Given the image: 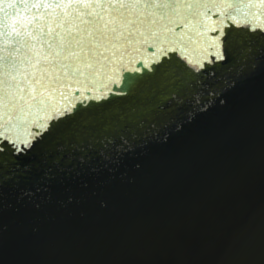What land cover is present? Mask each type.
<instances>
[{"label":"water","instance_id":"water-1","mask_svg":"<svg viewBox=\"0 0 264 264\" xmlns=\"http://www.w3.org/2000/svg\"><path fill=\"white\" fill-rule=\"evenodd\" d=\"M201 2L203 22L179 47L145 34L98 76L61 89L57 135L19 157L4 148L0 264H264V60L208 64L207 38L228 28L220 0ZM76 3L0 0V19L7 12L10 32L39 40L73 12L55 5ZM32 44L22 58L47 53ZM173 48L187 71L157 68ZM17 160L32 170L19 182L7 179Z\"/></svg>","mask_w":264,"mask_h":264},{"label":"snow or ice","instance_id":"snow-or-ice-1","mask_svg":"<svg viewBox=\"0 0 264 264\" xmlns=\"http://www.w3.org/2000/svg\"><path fill=\"white\" fill-rule=\"evenodd\" d=\"M213 6L228 30L221 35L220 29H214L215 37L207 38L208 47L215 50L208 64L219 63L235 70L254 64L257 59L264 60V0H220ZM55 7L71 8L73 12L71 16L62 13L55 29L41 30L39 40L27 33L10 32L7 12L0 19V37L4 38L0 49V161L7 159L2 155L5 147L19 157L58 134L59 124L66 117L53 100L57 95L64 96L61 89L66 84L98 76L102 69L122 60L134 42H147L145 34L153 41L179 47L186 35L183 30L193 21L203 22L206 13L202 9L208 5L201 0H94L90 4L77 0L75 6ZM195 35L202 33L197 31ZM9 39L13 41L11 45ZM33 40L46 46L47 53L22 58L21 49L31 50ZM171 51L157 68L187 71L188 62L178 55L177 48ZM200 69L208 72L206 65ZM175 99L177 104L184 103L179 94ZM199 99L194 96L193 102L198 104ZM33 115L37 119L30 120ZM16 164L18 175L7 179L19 182L32 170L19 160ZM3 167L0 163V169ZM5 179L0 172V186Z\"/></svg>","mask_w":264,"mask_h":264}]
</instances>
